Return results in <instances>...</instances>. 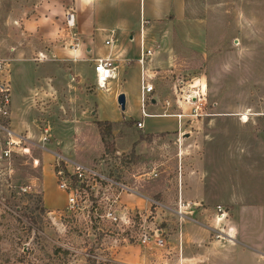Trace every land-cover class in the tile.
Wrapping results in <instances>:
<instances>
[{"label": "rangeland", "instance_id": "1", "mask_svg": "<svg viewBox=\"0 0 264 264\" xmlns=\"http://www.w3.org/2000/svg\"><path fill=\"white\" fill-rule=\"evenodd\" d=\"M8 1L15 5L36 0H5L0 5V56L11 71L12 129L36 146L30 145V154L0 164V264H204L201 251L196 260L189 257L199 221L208 230L215 264H264V55L256 71H236L245 47L252 43L262 47L243 11L246 6L252 12L257 2L187 0L188 16L208 21L207 60L193 43L185 56L180 53L172 23L154 25L150 40L160 52V69L152 71V98L161 103L156 108L147 103L146 112L185 115L181 129L173 132L178 128L173 118L143 119L137 72L126 86L125 111L114 101L117 89L96 91L91 76L73 98L42 90L32 94L26 106L37 64L11 61L6 53ZM258 2L263 13L264 0ZM236 39L243 47L234 46ZM202 40L203 49L207 45ZM227 47L233 71H221V52ZM195 93L205 105L202 111L195 110L191 98ZM87 94H93L89 104ZM92 111H97V119ZM243 114H253L249 124L241 122ZM21 121L27 122L22 129ZM96 121L114 125L108 140L114 154L106 151ZM139 121L145 122L144 129L137 128ZM56 155L123 183L135 194L120 196L110 183L99 181L87 208L83 203V210L71 212L68 193L58 186ZM141 198L144 202L139 204ZM110 206L117 222L107 217ZM219 207L229 214L228 220L243 210L241 217H246L250 235L259 242L232 247L227 240H218L216 230L231 228L228 221H216ZM144 232L149 237L146 244L141 242ZM55 248L71 255H56Z\"/></svg>", "mask_w": 264, "mask_h": 264}, {"label": "crops", "instance_id": "2", "mask_svg": "<svg viewBox=\"0 0 264 264\" xmlns=\"http://www.w3.org/2000/svg\"><path fill=\"white\" fill-rule=\"evenodd\" d=\"M258 1L260 0H254L257 3L252 7V12L248 13L246 6L243 11L247 14L246 18L250 21L255 35L261 37L262 47H256L254 43L245 47L244 54L241 55L245 61L242 58L237 59L236 71H256L257 65L261 64L258 63V60L264 57V20H261L264 18V7L263 13H261L262 5ZM8 2L6 5L9 10L5 26L10 44L6 48V53L10 56L11 61L28 60L37 64V79L29 91L28 95L30 96L27 95L25 98L26 106H28L31 95L39 91L42 92V90H51L59 95L64 92L67 97L73 98L75 91L85 89L86 85L90 83V79H95L94 61L108 56H112L116 60L117 66V77L110 82V91L108 92L112 93L115 88L117 89V92L114 93L115 103H117L119 95L125 94L127 106L129 98L126 86L136 72L140 79L141 95L142 66L139 60L143 46L144 49L154 52L147 59L146 68L152 75V71L160 69L158 66L160 52L156 51L155 42L150 39L154 25H161L166 21L172 23L176 29L180 44L178 50H182L180 53L183 56L186 55L188 47L192 48L193 43L195 51L206 60L208 59V39L205 34L208 21L206 18L202 20L189 17L187 0H36L31 3L15 5ZM4 3L5 0H0V5ZM237 3L245 5V0H237ZM69 10H74L76 13V31L80 40V46L76 51L65 49V45L69 42L67 40L68 32L65 28L66 13ZM188 18L191 21H188ZM199 39H203L201 43L204 42L207 47L202 49ZM107 41H112V45H106ZM233 44L243 47L241 39L233 40ZM190 50L188 52L193 51ZM40 53L46 55L48 61L43 63L33 61ZM230 53L229 47L222 49L221 71L232 70L228 60ZM224 60L227 62L225 63ZM96 91H98L97 88ZM90 96L93 94L86 96L88 104ZM150 103L156 108L161 101L155 100L153 97ZM91 114L97 119V111L96 113L92 111ZM253 117H250V120L243 125L249 124ZM163 118L177 120L178 128L172 131L179 130L180 120L176 115ZM26 123V121L19 122L18 128L22 129ZM70 160L75 162V160ZM141 199L139 204L144 202L143 198ZM255 208L258 209V207ZM242 212L244 211L236 210L230 220H227L231 226V235L235 237L234 243H227L232 247L237 244L242 245L243 241H257L254 236L250 235L249 223L245 216L241 217ZM198 223H200L199 226L193 224L195 226L193 233L195 234L192 236L194 246L189 252L190 260H196L197 252L201 251L205 255L204 264H215L213 256L216 252L213 253L212 247H209L211 243H209L208 230L201 226L204 224L203 221Z\"/></svg>", "mask_w": 264, "mask_h": 264}, {"label": "built area", "instance_id": "3", "mask_svg": "<svg viewBox=\"0 0 264 264\" xmlns=\"http://www.w3.org/2000/svg\"><path fill=\"white\" fill-rule=\"evenodd\" d=\"M66 32H68L67 40L69 41L65 45V49H69L71 51H76L80 46V40L76 23V13L74 10H69L66 13V21H65ZM106 45L111 46L112 41H107ZM152 50L142 49L141 57L139 63L142 66L141 72V112L143 119L150 117H169L171 115H149L146 112V104L152 101V94L155 92V87L153 84V75L146 68L147 59L153 55ZM38 63H43L48 61L46 55L40 53L34 60ZM116 60L112 56H108L106 58H99L94 61V73H95V86L98 90L108 92L110 91V82L117 77V66L115 64ZM203 89V88H202ZM196 104V109L202 111L205 106L200 99V95L195 93L191 97ZM198 104V105H197ZM169 107L170 103H166ZM12 85H11V71L9 70L7 61L0 57V164L11 160L14 156L30 154L31 147L30 145L36 146L33 141H31L30 137L23 136L21 134L16 133L12 129ZM244 115L248 118L244 119ZM253 114H243L240 116V120L242 123H247L250 120V117ZM180 120L179 129L182 127V119L185 118V115L179 114L176 115ZM199 116V115H198ZM202 116V115H201ZM208 116V114H206ZM137 128H144V121H139L137 123ZM43 142H47L48 139L45 137L42 139ZM38 146V145H37ZM43 150H48L43 146H40ZM56 178L58 181L59 189L68 193V208L71 212L77 213L83 208H87V204L90 201L89 197L93 194V191L96 190L98 186V182H107L110 183V187H115L118 189V193L121 196V193H127L130 195L135 194V192L128 186L123 183L109 180L108 178H104L98 172L89 167L71 161L70 159L65 158L62 155H56ZM39 164V160H35V165ZM106 184V183H105ZM91 193V194H90ZM98 200V198H95ZM103 200V199H101ZM95 203L96 201L93 200ZM83 203L85 206L82 208ZM91 206L94 207L93 203ZM196 206V204L194 205ZM112 206H110V212L107 213V217L114 220V222L118 221V218L114 215V212H111ZM187 208V206H184ZM182 206H179V214L182 217H185L183 211H181ZM219 215L217 216L216 221L220 224L221 222H225L228 220L229 214L223 211L222 207L218 209ZM226 225V224H224ZM231 229L226 232V229H218L215 231L217 234L218 240H227L229 243L235 242V237L231 235ZM149 241V237L146 232L142 234L141 242L142 244H146ZM160 245H162V241H159Z\"/></svg>", "mask_w": 264, "mask_h": 264}, {"label": "trees", "instance_id": "4", "mask_svg": "<svg viewBox=\"0 0 264 264\" xmlns=\"http://www.w3.org/2000/svg\"><path fill=\"white\" fill-rule=\"evenodd\" d=\"M96 126L98 127L100 136L102 138V142L105 145L106 151L108 153H115V150L113 149V145L109 144L108 140L113 138V129L114 125L111 122L108 121H96ZM54 253L56 255H63L64 257H68L71 255L70 251L63 250L62 248H55Z\"/></svg>", "mask_w": 264, "mask_h": 264}, {"label": "water", "instance_id": "5", "mask_svg": "<svg viewBox=\"0 0 264 264\" xmlns=\"http://www.w3.org/2000/svg\"><path fill=\"white\" fill-rule=\"evenodd\" d=\"M118 105L121 107L122 111L126 110V95L121 94L117 98Z\"/></svg>", "mask_w": 264, "mask_h": 264}]
</instances>
